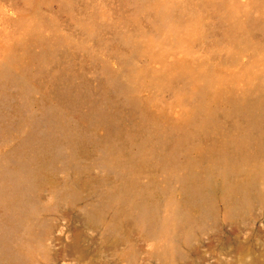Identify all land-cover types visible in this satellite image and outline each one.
Returning a JSON list of instances; mask_svg holds the SVG:
<instances>
[{"label":"rangeland","instance_id":"1","mask_svg":"<svg viewBox=\"0 0 264 264\" xmlns=\"http://www.w3.org/2000/svg\"><path fill=\"white\" fill-rule=\"evenodd\" d=\"M0 264H264V0H0Z\"/></svg>","mask_w":264,"mask_h":264}]
</instances>
